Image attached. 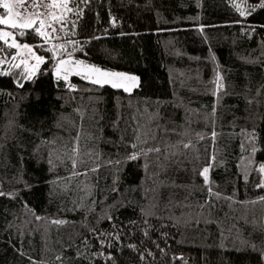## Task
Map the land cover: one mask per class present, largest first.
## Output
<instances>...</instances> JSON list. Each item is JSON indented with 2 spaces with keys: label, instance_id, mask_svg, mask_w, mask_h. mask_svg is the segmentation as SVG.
<instances>
[{
  "label": "trees",
  "instance_id": "trees-1",
  "mask_svg": "<svg viewBox=\"0 0 264 264\" xmlns=\"http://www.w3.org/2000/svg\"><path fill=\"white\" fill-rule=\"evenodd\" d=\"M51 2L31 80L0 40V264H264V0Z\"/></svg>",
  "mask_w": 264,
  "mask_h": 264
},
{
  "label": "snow or ice",
  "instance_id": "snow-or-ice-1",
  "mask_svg": "<svg viewBox=\"0 0 264 264\" xmlns=\"http://www.w3.org/2000/svg\"><path fill=\"white\" fill-rule=\"evenodd\" d=\"M68 0H62V3H57L56 0H52L50 4L47 5L48 8H60L63 7L67 11H72V9L67 7ZM28 4V0H0V8L4 9L6 15L0 16V25L10 26L12 29H27L31 28L34 24H36L37 19L42 16L44 13L40 12L39 9L44 6V0H33V2L29 5V7H25ZM264 6V5H262ZM35 8L37 11L31 12L29 9ZM15 9V11H14ZM244 13L242 12L241 15ZM51 18L53 21H63L66 19L65 16L60 15L57 16L55 13H50ZM36 19H33V17ZM50 26V25H49ZM45 27L44 20H40V27L36 29L40 36L47 39L49 33L46 31H41ZM55 31V29H53ZM24 33L21 32V35ZM12 33L8 31H0V40H4L7 42V38L11 37ZM11 48H21V45L17 44L15 39H13L12 43L9 45ZM59 48H63L64 45H59ZM24 49H27L28 53L31 54L32 58L36 61V64L33 66L28 65L27 60H22L20 64H16L15 67L19 68L21 64L24 65V73L25 78L31 80L35 75L36 71L38 70L40 64L44 63V59L40 56H36L35 53L32 51L28 45H23ZM52 51V49H49ZM16 59V57H13ZM75 64V68L78 69L76 71L77 75L83 74V78L90 80L93 84L98 85H105L110 84L113 88H122L125 92H130L132 88L138 86L139 80L138 77L127 75L125 73L120 72H110V71H103L98 67L85 65L83 61H75L72 60H59L58 64L55 68V75L57 79H64L67 81L68 74L73 71V68L70 67L71 65ZM63 73V75H62ZM7 75V73H4ZM23 87V85H19ZM215 135V133H213ZM156 151H159L157 149ZM131 159H136V156L133 155L130 157ZM209 169L204 168L202 175L204 176L205 181H207V173ZM261 172H264V166L260 168ZM264 187V184L260 185ZM0 195H4V193L0 192ZM57 223H62V221H57Z\"/></svg>",
  "mask_w": 264,
  "mask_h": 264
},
{
  "label": "rangeland",
  "instance_id": "rangeland-1",
  "mask_svg": "<svg viewBox=\"0 0 264 264\" xmlns=\"http://www.w3.org/2000/svg\"><path fill=\"white\" fill-rule=\"evenodd\" d=\"M57 3H62V0H58ZM57 9H58V10H61V9L64 10L63 7H60V8H57ZM50 10H51V8H50ZM14 11H15V9H14ZM4 15H6V12H5ZM4 15H2V16H4ZM33 19H36V17L34 16ZM40 20H44V22H45V27H44L43 29H41V31H46L47 33H49V36L47 37V39H49V40H51V41H53V40H55V39H58L59 42L56 43V47H57L58 49H62V48H59L58 46H59V45H64V43L61 42L62 39L59 37V35H58L56 32L53 31V29H55V26L49 22L50 17L44 18V17H41V16H40L39 19H37L36 24L33 25V26H36V29L40 27ZM49 25H50V26H49ZM0 31H8V32H11V33H12V36L9 37V38H7V41L9 42V44H11L12 41H13V39H15V37H14V35H13V31H14V29H12L10 26L1 25V26H0ZM55 31H56V30H55ZM43 38H44V37H43ZM15 41H16L17 44L21 45V48H17V49H18V57H16V59L18 60V58H19L20 61H22V60H27L29 66H33V65H35V64H36V61L32 58L31 54L28 53L27 49H24V48H23V45H25V44L19 43L16 39H15ZM26 45H28V44H26ZM28 46H29L30 48H32L31 45H28ZM64 46H65V45H64ZM66 48H67V47H66ZM63 50H64V48H63ZM65 50H66V49H65ZM32 51L35 53L36 56H40V57H42L41 55L37 54V53L34 51L33 48H32ZM68 54H69V53H68ZM68 54L65 55V56H62L60 59H58V60L56 61V64H55V67H54V70H53L54 74H55V68H56V66H57L59 60H72L73 62L78 61V60H74V59H73L71 56H69ZM16 56H17V55H16ZM42 58H43V57H42ZM84 64H85V65H89V64H87V63H85V62H84ZM40 65H41V64H40ZM90 66H93V65H90ZM39 67H40V66H39ZM70 67L73 68V71H71V72L68 74V78H69L70 75H72V74H76V71H78V69L75 68V64L71 65ZM94 67H96V66H94ZM100 69H101V68H100ZM101 70H103V71H110V72H120V73H125V74H127V75L135 76V75H133V74L126 73V72H123V71H118V70H104V69H101ZM62 75H63V73H62ZM55 76H56V75H55ZM109 85H110V84H109ZM261 166H264V162H262V163L259 164V166H258L259 170H260ZM260 172H261V171H260ZM261 173H262L263 178H264V172H261Z\"/></svg>",
  "mask_w": 264,
  "mask_h": 264
}]
</instances>
